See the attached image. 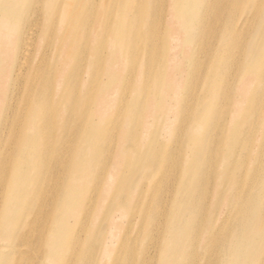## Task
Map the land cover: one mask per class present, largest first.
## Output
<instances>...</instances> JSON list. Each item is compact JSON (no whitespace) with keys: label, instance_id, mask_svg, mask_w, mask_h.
<instances>
[{"label":"bare ground","instance_id":"6f19581e","mask_svg":"<svg viewBox=\"0 0 264 264\" xmlns=\"http://www.w3.org/2000/svg\"><path fill=\"white\" fill-rule=\"evenodd\" d=\"M0 264H264V0H0Z\"/></svg>","mask_w":264,"mask_h":264}]
</instances>
